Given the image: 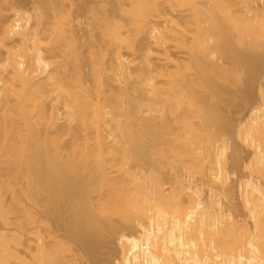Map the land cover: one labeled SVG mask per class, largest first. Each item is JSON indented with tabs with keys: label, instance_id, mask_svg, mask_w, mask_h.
I'll use <instances>...</instances> for the list:
<instances>
[{
	"label": "bare ground",
	"instance_id": "obj_1",
	"mask_svg": "<svg viewBox=\"0 0 264 264\" xmlns=\"http://www.w3.org/2000/svg\"><path fill=\"white\" fill-rule=\"evenodd\" d=\"M91 2L0 0V264H264V0Z\"/></svg>",
	"mask_w": 264,
	"mask_h": 264
},
{
	"label": "rangeland",
	"instance_id": "obj_2",
	"mask_svg": "<svg viewBox=\"0 0 264 264\" xmlns=\"http://www.w3.org/2000/svg\"><path fill=\"white\" fill-rule=\"evenodd\" d=\"M102 1L101 0H92L91 4L93 3L92 5H94L95 7L98 6L99 8H101V4L100 3ZM112 4H113L112 2H109L107 4V9H109V10L112 9ZM30 7H31V5H28L29 9H30ZM75 8L76 7L74 6L73 10H75V14L77 13L76 11H78L81 14H83L82 10H80L79 8L78 9H75ZM32 11H34V10H32ZM81 14H79V15H81ZM86 15L89 17V14H87V13H85V16L81 15L82 18H80V19H82V22L81 21H77V23H75V29H76L77 36L79 38H81V39L84 38L87 41L89 38L87 39L86 37L88 35L90 36L91 27L87 23L88 20H86ZM87 19H89V18H87ZM248 107H249L248 103L243 102L241 99L240 100L239 99H235L229 105H227L225 109H226V111H227V113L229 115H232L234 118H238V117H241L242 115H245L247 113ZM248 153H249V151H247L246 149L243 150V155L244 156L248 155ZM231 162H232V160L229 159V163H231ZM232 164H233V162L231 163V166H233ZM243 173H244V170L242 168H234L233 175H232V183H231L233 189H236L235 180L238 177H240ZM223 202H224V204H226L225 207L227 209L235 208V210L238 209L237 211L242 209L241 199H240L239 196H236L235 202L233 201L234 202V206L236 205V207H233V206L230 207L229 206L230 205V203H229L230 201L226 197L223 198ZM227 203H228V205H227ZM38 211L41 214L45 215V212L43 211V209L39 208ZM51 225H52V228H51L52 235H54V236L57 235L58 237H65L66 236V233L64 232V230H62L59 227H57L56 224L53 221H51ZM73 247L77 250V253H78V261H77L78 264H92L95 259L102 260V261H107V260L113 258L116 254H118L117 240H116L114 235L111 236V242L110 243H108V242L102 243L97 248V250L95 249V250L91 251L92 252L91 256L89 254L91 252L87 253L88 250L82 248L81 246L79 247L78 245H76V243L73 244ZM93 258H95V259H93Z\"/></svg>",
	"mask_w": 264,
	"mask_h": 264
}]
</instances>
